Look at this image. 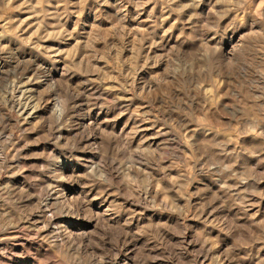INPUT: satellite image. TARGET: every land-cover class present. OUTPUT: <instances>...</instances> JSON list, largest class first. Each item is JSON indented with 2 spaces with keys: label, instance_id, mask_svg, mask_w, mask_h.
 <instances>
[{
  "label": "rangeland",
  "instance_id": "1",
  "mask_svg": "<svg viewBox=\"0 0 264 264\" xmlns=\"http://www.w3.org/2000/svg\"><path fill=\"white\" fill-rule=\"evenodd\" d=\"M0 264H264V0H0Z\"/></svg>",
  "mask_w": 264,
  "mask_h": 264
}]
</instances>
